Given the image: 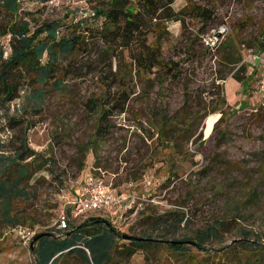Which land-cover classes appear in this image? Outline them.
Segmentation results:
<instances>
[{
    "label": "rangeland",
    "instance_id": "1",
    "mask_svg": "<svg viewBox=\"0 0 264 264\" xmlns=\"http://www.w3.org/2000/svg\"><path fill=\"white\" fill-rule=\"evenodd\" d=\"M16 2L13 11L0 0V70L15 47H22L23 31L39 33L34 39L47 45L41 59L54 63L47 72L15 65L7 77L13 97L5 99L0 90V181L9 187V206L19 221L11 225L0 217V264H34L32 236L47 227L57 228L61 209L92 172H103L112 186L116 183L115 189L138 195L126 214L119 210L103 214L124 233L137 234L148 227L141 220L148 211L185 209L188 218L168 237L193 235L223 218L228 231L219 236L226 243L242 230L264 240V117L253 116L256 108L264 107L256 87L264 53V0L153 3L154 17H144L137 36L147 42L150 30L166 29L161 56L174 61L176 75L165 79L160 89L156 79L138 81L135 62L129 64L127 51L113 41L112 31L101 29V16L87 18L97 8L107 9L110 0ZM197 7L212 13L205 24L190 15ZM172 10L183 13L184 23L166 16ZM53 27L56 38L50 40L47 32ZM68 40L72 48L64 49ZM216 84L219 95L212 94ZM117 91H129L123 105L116 102ZM104 98L116 106L99 119ZM217 106L220 110H215ZM223 110L232 115L216 146L212 128ZM136 118L147 127L153 123L162 128V134L145 138ZM103 121L107 131L97 133ZM24 137L35 154L3 170L15 151L22 150ZM215 150L217 160L210 162ZM18 164L24 166L20 178ZM203 166L209 168L201 172ZM174 170L179 174L169 175ZM94 213L77 217L69 213L68 221L78 224ZM162 232L158 228L152 235ZM161 258L147 261L143 252H137L128 264L181 261L170 253Z\"/></svg>",
    "mask_w": 264,
    "mask_h": 264
},
{
    "label": "trees",
    "instance_id": "2",
    "mask_svg": "<svg viewBox=\"0 0 264 264\" xmlns=\"http://www.w3.org/2000/svg\"><path fill=\"white\" fill-rule=\"evenodd\" d=\"M164 2L169 6L173 0H135L133 3H125L122 0H110V6L107 9L97 8L94 13L87 17L96 19L94 17L99 18L101 16L103 19L101 29L109 32L112 31L113 41H116L118 47L127 51L128 58L130 59L129 64L132 61L135 62L136 68L134 73L138 81L156 79L159 89L162 87L165 79L176 75L174 61L173 63L171 61H164L161 56L162 44L165 40L162 34L166 29L164 27L160 29L157 26L155 27V32L152 33L150 30L151 39L147 42H140L137 34L142 30L140 25L144 17H154L152 4L154 3L159 6ZM4 3H9V10L13 9L15 11L17 9L16 0H4ZM181 14L183 13H177L172 10L166 16L184 23V18ZM190 15L196 21L205 24L210 20L212 13L208 8L197 7L191 10ZM120 18L123 19L122 22L119 21ZM49 26L52 27V24ZM38 34L32 33L27 35L26 31H23V36L20 39L22 47H15L14 55L5 61L2 70H0V84L2 86H0V90L3 92L5 99H11L14 94L13 86L7 82V77L10 76L9 70L13 66L25 64L28 67H34L37 71L43 69L47 72L46 67L53 65L54 62L49 58L45 64L41 59L47 45L39 42V39H37ZM47 35L50 37V40L56 38L54 27L48 29ZM36 36L37 38L34 39ZM72 45V42L69 40L62 44L64 49H71ZM238 81H241V79H238ZM256 87L258 90V86ZM214 88L216 92L212 94L219 95L221 92L220 85L216 84ZM261 94L263 95L261 98H264V92ZM128 96L129 91H117L116 102L123 105ZM220 102L221 104L226 102L225 96L220 98ZM99 104L101 106L99 108V119L104 114L112 112L116 106L114 102H106V98L102 99ZM220 107H215V110H220ZM232 111L234 113V109ZM254 112L253 116L255 118L262 119L264 117L262 116L264 115V107H258ZM230 115L232 113L228 115L223 110L221 116L213 125L212 131L215 133L216 146H218L220 140L225 135V123ZM192 117L186 120L187 126L191 123ZM135 121L137 128L141 130L143 136L147 139L152 140L155 135L163 131L162 128L154 126L153 123H150L149 127H147L139 118H136ZM107 127L108 125L103 121L102 127L101 125L97 126V133L100 130L106 132ZM186 130H188V127ZM22 146V150L15 151L16 153L9 159V165L4 166L3 170H9L11 163L22 162L27 157L35 154V151L28 146L26 137L22 140ZM158 151L165 154L172 153L169 149L165 148H159ZM217 151L215 150L212 154L209 159L210 162L217 160ZM18 165L17 177L20 178L24 174V166ZM208 168L209 166H203L200 171H206ZM172 172L169 175L179 174L177 170ZM91 174L102 178L106 183H110L103 172H92ZM169 175L167 180L169 179ZM167 183L165 181V184ZM113 186H116V183ZM7 191H9L7 184L4 181H0V200L2 202L0 217L6 222H11V225H14L19 221L15 219V214L11 212L9 206L10 199L6 195ZM103 214L108 213L99 211L94 213V217L84 219L81 223L71 224L67 221L66 226L63 228L47 227L37 232L36 234H45L36 240L34 248L31 250L34 264H128V260L137 252H143L147 261H152L153 259L160 260L162 259L161 256L165 253H170L174 257L181 258L179 264H264V240L262 236L258 233L242 230L241 235L231 237L230 242L226 243L219 236V234L223 235L228 231L227 227L229 223L223 218L215 219L204 228L197 229L193 235L168 237V233L174 232L170 230L179 226L183 219L186 220L188 218V213L185 209H167L163 214H154L149 211L143 213L141 220L148 227L142 229L137 234L120 231L117 225L103 216ZM124 214L126 212L122 213V215ZM235 220L238 221L237 218ZM158 228L163 229L162 234L153 236L152 232ZM122 235H128L130 238H125ZM1 250L2 247L0 245V252ZM162 264L171 263L163 262Z\"/></svg>",
    "mask_w": 264,
    "mask_h": 264
},
{
    "label": "built area",
    "instance_id": "3",
    "mask_svg": "<svg viewBox=\"0 0 264 264\" xmlns=\"http://www.w3.org/2000/svg\"><path fill=\"white\" fill-rule=\"evenodd\" d=\"M262 66V72L258 79V92H264V53L258 62ZM146 184H150L147 179ZM138 199V195L115 189L102 178L89 173L78 186L74 197L66 202V206L60 211L57 228H63L68 221L67 214L73 217L87 212L105 211L109 215L116 211L126 212L132 202Z\"/></svg>",
    "mask_w": 264,
    "mask_h": 264
},
{
    "label": "water",
    "instance_id": "4",
    "mask_svg": "<svg viewBox=\"0 0 264 264\" xmlns=\"http://www.w3.org/2000/svg\"><path fill=\"white\" fill-rule=\"evenodd\" d=\"M43 234H45V233H39V234H36V235H34V236L31 238V241H30V244H29V248H30V250H33V248H34V244H35L36 240H37L40 236H42ZM122 236L125 237V238H130V236H128V235H122Z\"/></svg>",
    "mask_w": 264,
    "mask_h": 264
}]
</instances>
